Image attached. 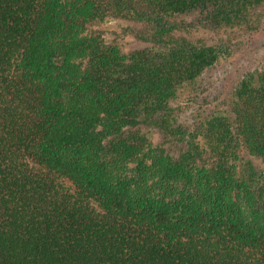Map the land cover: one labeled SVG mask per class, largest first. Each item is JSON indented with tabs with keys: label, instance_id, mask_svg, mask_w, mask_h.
<instances>
[{
	"label": "trees",
	"instance_id": "16d2710c",
	"mask_svg": "<svg viewBox=\"0 0 264 264\" xmlns=\"http://www.w3.org/2000/svg\"><path fill=\"white\" fill-rule=\"evenodd\" d=\"M263 23L264 0H0V264H264V63L202 83Z\"/></svg>",
	"mask_w": 264,
	"mask_h": 264
},
{
	"label": "rangeland",
	"instance_id": "374dc122",
	"mask_svg": "<svg viewBox=\"0 0 264 264\" xmlns=\"http://www.w3.org/2000/svg\"><path fill=\"white\" fill-rule=\"evenodd\" d=\"M193 17L187 15L178 20L186 24ZM138 28L137 24L125 20H110L103 24L92 25V29L104 31L107 40L114 41V44L121 49H132L142 44L136 34ZM191 34L208 43L219 42L224 38V34L220 35L210 30L192 29ZM233 42V55L227 61L218 63L203 79V87L206 88L204 93L209 102H214L216 97L227 96L242 73L254 70L264 63V23L263 29L258 34L236 37ZM204 109L198 106L185 107L179 112V119L183 123L190 124L195 120L196 113Z\"/></svg>",
	"mask_w": 264,
	"mask_h": 264
}]
</instances>
